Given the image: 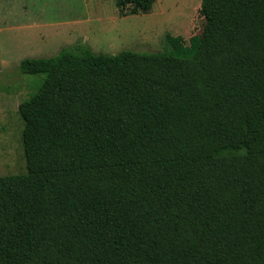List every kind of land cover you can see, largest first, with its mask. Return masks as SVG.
Here are the masks:
<instances>
[{"label": "trees", "instance_id": "obj_1", "mask_svg": "<svg viewBox=\"0 0 264 264\" xmlns=\"http://www.w3.org/2000/svg\"><path fill=\"white\" fill-rule=\"evenodd\" d=\"M199 14L189 46L20 62L44 77L27 170L0 175V264H264V0Z\"/></svg>", "mask_w": 264, "mask_h": 264}, {"label": "rangeland", "instance_id": "obj_2", "mask_svg": "<svg viewBox=\"0 0 264 264\" xmlns=\"http://www.w3.org/2000/svg\"><path fill=\"white\" fill-rule=\"evenodd\" d=\"M201 0H154L148 12L121 15L117 0H0V175L27 170L19 104L43 74L20 70L24 58L88 45L96 53L157 52L199 34Z\"/></svg>", "mask_w": 264, "mask_h": 264}]
</instances>
